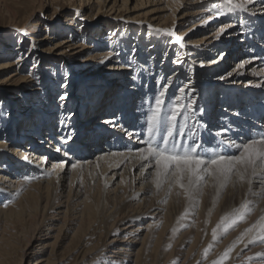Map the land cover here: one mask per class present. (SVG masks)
<instances>
[{
	"label": "bare ground",
	"instance_id": "obj_1",
	"mask_svg": "<svg viewBox=\"0 0 264 264\" xmlns=\"http://www.w3.org/2000/svg\"><path fill=\"white\" fill-rule=\"evenodd\" d=\"M236 2L250 5L251 12L231 11L223 0H0V17L18 30V15L26 10L20 31L27 33L32 24L35 33L44 30L46 37L38 42L49 47L41 53L56 57L44 69V56L36 61L32 54H15L18 48L13 50L10 43L0 47L5 55L0 58V98L6 102L15 97L9 104L8 129L0 134V151L11 154H0V264H213L264 216V171L249 168L243 180L233 176L223 189L213 188L215 179L208 178L198 191L187 194L179 186L171 191L167 184L157 188L153 169L142 168L146 162L128 151L143 147L136 137L144 136L146 99L154 94L159 77L172 78L166 102L179 83L195 89L190 95L196 97L194 107L203 108L194 119L206 125L198 136L204 146L246 142L264 134V13L259 0ZM76 3L79 15L71 14L66 28L53 31L56 8L71 13L68 9ZM136 10L156 24L121 16ZM101 11L111 18L90 15ZM218 11L224 14L217 16ZM86 23L89 33L82 28ZM226 23L231 26L221 33ZM104 24L108 40L103 39ZM147 31L150 39H166L167 32L183 37L181 50L199 72L192 64H184L187 74L185 66L176 68L168 58L161 62L160 44L151 41L147 47L142 40L131 47L144 52V62L138 71L130 64L131 74H122L127 70L120 63L131 60L122 54L119 40L125 33ZM221 52L226 53L223 58ZM27 65L30 77L25 75ZM203 68L212 69L207 77L200 74ZM108 72L120 75L108 79ZM64 93L67 98L61 101ZM70 109L76 111L65 112ZM3 119L0 114V123ZM223 129L228 131L221 134ZM61 161L63 166L56 167ZM72 163L80 166L73 169ZM23 176L35 179L25 183ZM117 177L121 180L112 189ZM21 188L19 197L13 195ZM242 201L249 202L251 214L226 234L218 230L213 241L212 230ZM98 234V242L88 248V235ZM249 239L236 244L225 264H264V244ZM81 250L83 255L73 258Z\"/></svg>",
	"mask_w": 264,
	"mask_h": 264
},
{
	"label": "snow or ice",
	"instance_id": "obj_2",
	"mask_svg": "<svg viewBox=\"0 0 264 264\" xmlns=\"http://www.w3.org/2000/svg\"><path fill=\"white\" fill-rule=\"evenodd\" d=\"M229 6L231 11L239 10L241 13H249L251 9L246 7L243 2L234 0H223ZM253 0H248L252 3ZM261 4V12L264 13V0H259ZM222 11L216 13L217 16L223 15ZM79 15V13H77ZM231 26L226 23L222 25L219 31L222 33L225 27ZM174 40L168 43H177L180 49L185 47L183 37L176 35L174 32L165 33ZM133 54L135 49L132 50ZM226 53L221 52L219 58H223ZM24 54L22 53L21 56ZM167 56V52L164 53ZM181 53H176V58L172 61L174 64L180 65L183 60L180 58ZM154 59V57H150ZM163 62V60H162ZM127 66H131L130 64ZM203 66V64H201ZM241 67L243 62H241ZM145 71L147 69H144ZM222 78V77H221ZM137 79V77H133ZM191 83V81H189ZM172 85L171 76L159 77L156 80V89L154 94L146 99V117L144 136L141 139L137 134V140L143 145L136 149H130L134 152L136 158L146 162L142 168H152V175L155 176V184L157 188L167 184L169 191L175 186H179L186 193L198 191L207 182L208 178L215 179L219 182L221 189L225 188L233 176H239L244 179V173L251 168L255 172V168L264 165V135L250 138L246 142L237 143L229 140L227 144L221 141L215 147H208L202 144L198 138L199 128L206 127L199 120L194 119L196 112H203V108H195L196 97L190 95L195 89L188 85L179 86L175 89L172 96L167 98L169 87ZM143 86H147L146 84ZM66 87V84L62 85ZM67 93L59 97L61 101L66 100ZM179 118V122H178ZM191 121V126L189 122ZM228 129L221 130V134L227 132ZM67 143V138H65ZM56 151H61L57 148ZM112 155H123V153H111ZM64 155L68 153L65 151ZM25 161L29 160L28 156H24ZM47 157H44L47 163ZM65 162L61 161L56 167H62ZM79 163H72L71 168L79 167ZM34 177L23 176L21 180L25 183H31ZM24 191L23 188L18 190L15 195H19ZM7 207V203L4 205ZM251 214L249 202H245L235 209L231 214L225 215L221 222L212 230V239L216 241L218 238V230L220 234H226L233 229L238 223L243 222L246 217ZM245 237H250L249 243L256 244L260 242L264 244V216L248 227L240 238L223 255L213 261V264H225L230 253L236 247V244L242 242ZM212 245H209L211 249ZM247 247V244L245 245ZM209 249H205V256L208 255ZM249 261L254 260L253 257L248 258Z\"/></svg>",
	"mask_w": 264,
	"mask_h": 264
},
{
	"label": "rangeland",
	"instance_id": "obj_3",
	"mask_svg": "<svg viewBox=\"0 0 264 264\" xmlns=\"http://www.w3.org/2000/svg\"><path fill=\"white\" fill-rule=\"evenodd\" d=\"M13 8H16L15 6L13 7ZM79 8H80V6H79V3H76V4H74V7L73 8H71V9H68L69 11H71V13H65L64 14V12L63 13H61V10L59 11V9H57L56 8V10H55V12H54V14L52 15L53 16V20H52V18H51V20L54 22V23H52L50 26H51V28L53 29V31H58V29H59V27L61 28V27H65L66 28V25L68 24L67 23V18L68 17H71L72 18V16H71V14H77L78 12H79ZM248 8L249 9H251L250 8V5L248 6ZM52 13V11H50V13L48 14V15H50ZM59 13H61V14H59ZM144 11H140V10H136V11H130V12H124L121 16L122 17H127V18H125V19H128V20H134V22L133 23H139V22H147V21H150V20H148V18H151L150 16H146V15H144ZM29 13L26 11V10H22L21 12H20V14L18 15V18H19V21H18V26H17V28H19L18 30H14V29H12L11 27H10V25H11V23H10V21L6 18H4L3 16L2 17H0V47L2 46V47H5V44H7V43H10L11 44V46H12V49L14 50H16V48H18V50L17 51H15V54H18L19 52H21V53H25V54H32V58H34L36 61H40L41 59H39V57H41L42 56V58H43V56H44V58L45 59H48V60H43L42 61V64H41V66L45 69L46 67H48V65H50V64H54V62H55V60H56V57H52V56H50V55H48V53H46V54H42L41 52L42 51H44V49H47L49 46V44L48 43H41V44H39L40 42H38V41H40L41 39H44L45 37H46V32L43 30L42 32H39V33H35V29H34V27H33V24L30 26V27H28L27 29H26V31H27V33L26 32H22V31H20L21 29H23L22 28V26H24L25 25V23H26V16L28 15ZM119 14V13H118ZM93 18H95L96 16L98 17V16H103V19H105V20H108V19H110L109 17H106V15L107 16H110L109 14H106L104 11H101L100 13H98V12H93V14L91 13L90 14ZM105 17V18H104ZM92 18V19H93ZM130 18V19H129ZM69 19V18H68ZM81 20H82V17H81ZM79 21L78 23L79 24H81V23H85V21ZM96 20H99V19H96ZM96 22V21H95ZM150 22H152L153 24H156V22L155 21H150ZM242 22L243 23H245V26L247 27V25H248V20H246V19H243L242 20ZM38 23V21L36 22V24ZM49 24V23H48ZM88 26H89V23L87 24H84V26H82V28L84 29V31H86L87 29H88ZM103 26V27H102ZM101 27H102V29H101V31H103V35H104V37H103V39L105 38L106 40H108V38H109V34L107 33L108 31L106 30V28L104 27V26H106V24H104V25H102ZM75 29V28H74ZM87 33H89V31L87 30L86 31ZM35 34H38V35H35ZM114 35V34H113ZM86 36V35H85ZM96 37H97V35H95ZM94 36V37H95ZM100 36V35H99ZM62 37V36H61ZM30 38H35L36 40H35V42L34 43H32V42H30V41H28ZM62 38H67V36H63ZM151 38V34L147 31V33L145 32L143 35L142 34H140L139 32H137V33H135V35L134 36H132L131 34H128V33H125L122 37H121V39L119 40L121 43H120V45L122 44V46H123V51H125V52H122V54L124 55V56H128L127 58H129L130 60H131V62H126L125 60H124V62L123 63H120V65H119V67L121 68V69H124V70H127V71H121L122 72V74H124V73H126V74H131V73H128V72H130V71H133V70H130V71H128L129 70V66H127V65H129V64H132L133 65V69L135 70V71H138L139 70V67H140V65L144 62V57H142L143 56V54H144V52L142 51H140V50H137V49H135V53L133 54V52H132V50H133V47H131L132 45L131 44H133L134 43V41H137V42H140V41H142L143 40V42H145V43H147V47H150L151 45H152V43H151V41H153V42H156V43H159L160 44V49H159V54H160V56H159V58H161L160 59V61L162 62V60H165V58H168L169 59V63H170V65H172V66H177V67H180V66H185V70H186V73L188 74V66L187 65H184L185 63H188V64H192L191 62H190V58L189 57H187V55H185V53H184V51L183 50H181L179 47H178V45L175 43V42H173V43H168V41L169 40H173L174 38H171V37H166V39H164V38H160V37H158V36H155V37H153L152 39H150ZM238 40V39H237ZM117 42H118V40H117ZM2 44H4V46L2 45ZM112 48V47H111ZM2 49L3 48H1L0 49V58H2L3 56H5L4 54H1L3 51H2ZM114 50V49H113ZM115 51H117V52H120V50H119V47H116V50ZM137 51H140V52H137ZM150 52V51H149ZM154 52V51H153ZM165 52H167V56L165 57L164 56V53ZM177 52H180L181 53V56H180V58L183 60V63L182 64H180V65H177V64H174L172 61L176 58V53ZM155 53V52H154ZM157 54V53H156ZM158 58V59H159ZM136 59V60H135ZM34 60V61H35ZM1 61V60H0ZM31 64H32V62H31ZM111 63H108V65H104V66H106V69L108 70L109 69V67H111ZM192 65H194L195 66V68H197V66H196V64H192ZM263 65H264V63H263ZM104 66H102V67H104ZM30 67H31V65L30 66H26V71H25V75H27V76H31L29 73H30ZM176 67V68H177ZM194 68V69H195ZM64 69V68H63ZM206 68H203V69H200V71H202L200 74L201 75H204V76H208V73L210 72V71H212V69L211 70H207V71H204ZM65 70V72H66V68L64 69ZM190 70V69H189ZM193 70V69H192ZM197 70H198V72H199V69L197 68ZM191 71V70H190ZM204 71V72H203ZM140 72V71H139ZM192 72V71H191ZM66 73H68V70H67V72ZM79 73H80V71H79ZM103 73V72H102ZM107 74V76L105 77V78H108V79H114L115 77H117L118 75H120V73H116L115 75H110L109 74V72L108 73H106ZM106 74H104V75H106ZM132 74H134L135 75V72H132ZM170 74V73H169ZM68 75V74H67ZM67 77V76H66ZM205 77V78H206ZM104 78V79H105ZM206 80H208V79H206ZM64 82V80L61 82V83H63ZM183 84L184 83H179V84H177V85H175L174 87H172L171 89H173V92L175 91V89H177L179 86H183ZM36 85V84H35ZM34 84H33V86H30V93L33 91V89L35 88L34 86H35ZM61 85V84H60ZM3 87H1L0 86V94H2V93H4V91H3ZM201 92H205V90L203 89ZM59 97V96H58ZM57 97V98H58ZM15 97L13 96V97H8L7 99V101L6 102H4L3 101V98L1 99L0 98V114H1V116L4 118L3 119V122L2 123H0V134H3V130H7L8 128V120L10 119V114H12V112L9 110V108H10V102H11V100L12 99H14ZM218 105V104H217ZM216 105V106H217ZM75 108H76V106H75ZM74 108V109H75ZM72 110L71 111V109L70 110H68V111H65V112H67V113H74L76 110ZM84 117H85V115H84ZM83 117V118H84ZM82 118V119H83ZM80 122H83V121H80ZM11 125H12V121H11ZM106 125V124H105ZM61 126V125H60ZM63 126H65L64 124H62V127ZM76 125H73V127H75ZM83 127V125L80 127V125L78 126V129H80V128H82ZM75 129H77L76 127H75ZM6 134V133H5ZM126 134H127V132H126ZM14 139V138H13ZM133 138H131V140H132ZM130 140V141H131ZM54 145L52 144V146H50V147H53ZM57 153V156L60 154H58V152H56ZM0 154L1 155H9V156H11V154L10 153H8V151H4V150H2V151H0ZM262 169V170H261ZM255 170H258V171H261V172H263L264 171V165H260L259 166V164H258V166L256 167V169ZM119 173H121V171L119 172ZM120 180H121V178H115L114 179V181H113V184H114V186H113V188L112 189H114L116 186H117V184H118V182H120ZM137 184H139L138 182H137ZM138 186V185H137ZM214 187H219V182L217 181V180H215L214 181V183H213V188ZM188 194V193H187ZM239 201H238V199H237V203H238ZM244 202L242 201V203L241 204H243ZM240 204V205H241ZM239 205V206H240ZM179 211H181V210H179ZM88 236H90L91 238H88L86 241H88V242H90V245L88 246V248H90V247H92L93 245H95L97 242H98V239L97 238H99V234L98 235H96L95 237H92V235H88ZM229 236V235H228ZM227 236V237H228ZM188 250V249H187ZM81 252H82V250L80 251V252H78V253H76L75 255H74V257L73 258H79L80 256H82L83 254H81ZM20 254V251H18L17 252V255L15 254V256L14 257H16V256H18ZM14 261V260H13ZM25 264H31V262H25ZM200 264H203V263H200Z\"/></svg>",
	"mask_w": 264,
	"mask_h": 264
}]
</instances>
